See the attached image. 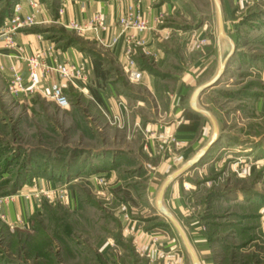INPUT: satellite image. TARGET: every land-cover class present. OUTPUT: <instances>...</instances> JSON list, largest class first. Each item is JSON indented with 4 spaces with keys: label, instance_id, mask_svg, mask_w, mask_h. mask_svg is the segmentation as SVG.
I'll return each instance as SVG.
<instances>
[{
    "label": "rangeland",
    "instance_id": "rangeland-1",
    "mask_svg": "<svg viewBox=\"0 0 264 264\" xmlns=\"http://www.w3.org/2000/svg\"><path fill=\"white\" fill-rule=\"evenodd\" d=\"M58 1L28 0L31 5L44 3L53 10ZM178 1L181 10L166 24L174 23L179 29L172 30L170 36L161 41L169 51L162 69L177 71L174 66L180 65L179 57H182L184 67L191 70L197 68L192 72L195 83L186 94L185 103L189 101V105V95L205 80L209 81L219 73L216 83L195 98L196 106L211 115L218 136L206 154L190 169L184 170L190 160L186 162L181 158L170 166L153 192L146 191L143 177L136 179L138 188H132L125 181L110 195V185L113 184L104 185L103 179L97 180L98 188L85 176L73 180L67 187L74 190L81 200V208L74 215L69 213L71 220L75 221V236L77 241L84 243L83 246L92 250L107 239L104 246L107 244L109 249L105 255L110 260L117 259L119 254L113 240H110L111 234L117 233L120 227L126 235H130L132 231L126 227L125 219L139 217L151 210L166 179L175 176L173 183L169 184L168 180L165 184L163 194L169 196L172 184L178 185L180 205L174 203L175 207H171L170 201L166 204L169 207L167 212L184 231L199 264H264V0H217L218 14L215 0ZM16 4L20 13L21 6L17 0H0V25L6 16L12 14ZM53 30L52 36H67L57 26ZM203 54L206 61L193 67V56ZM204 66L207 68L202 75ZM4 98H0V119L4 122L0 123V147L5 149L1 152L4 161L0 162V192H10L8 195L20 192L34 195L22 188L32 177L29 180L20 175L25 170L24 162L32 156L43 161L48 159L47 153L55 156L56 149L68 150L71 156L75 148V151H96L112 145L121 147L124 143L135 148L145 140L144 134L147 137L151 134L146 130H143L144 134L139 131V140L134 141L138 145L133 140H122L123 115V125L119 127L110 121L111 115L105 117L94 103L89 105L79 100L78 105L69 98L68 110L50 102L37 103L34 105L36 115L27 106L13 105L9 97L4 95ZM81 119L83 122H80ZM201 120L202 124L194 134V137L200 138L194 154L204 148L212 137L211 120L207 115ZM167 121L164 118L162 125ZM165 129L161 127L160 131L154 132V142L158 144L166 139L176 145L175 137ZM111 137H116L117 142L116 139L111 142ZM48 192L55 190H40L36 197L45 196ZM119 193L124 198L120 199ZM94 200L101 209L93 204ZM58 210L61 215L63 209ZM164 216L163 220L167 221L176 241L186 252L188 263L193 264L179 231ZM39 221L44 230L51 222L46 212ZM17 231L18 234L15 229L10 230L0 224V254L14 259V264H37L40 259L34 258L32 253L25 254L26 248L21 244L24 239L31 242L30 230ZM14 235L19 240L17 246L11 243ZM17 249L19 253H16ZM50 249L53 250V247ZM88 256L92 260L88 264H96L94 254ZM59 260L63 264H87L83 263L80 255L70 260L69 255L62 253ZM44 262L55 264L48 260Z\"/></svg>",
    "mask_w": 264,
    "mask_h": 264
},
{
    "label": "crops",
    "instance_id": "crops-1",
    "mask_svg": "<svg viewBox=\"0 0 264 264\" xmlns=\"http://www.w3.org/2000/svg\"><path fill=\"white\" fill-rule=\"evenodd\" d=\"M17 2L21 6L20 15H33L37 23L16 32L13 36L15 44L12 47L6 48L3 42H0V98L5 99V95L10 98V103L13 102V105L27 106L37 115L34 107L37 103L41 105L45 104L44 102H50L55 105L49 97V83L58 78L52 73L46 74L40 71L36 84L38 90H31L32 84L27 77L24 58L39 54L40 59L47 65H53L56 59L72 64L80 63L86 69V81L76 80L73 84L64 80L59 81L68 100L70 98L77 104L79 100L89 105L94 103L105 117L107 114L120 112L125 120L121 131L122 140H133L132 142L137 144L134 141L139 140L137 135L139 131L143 133V130H146L151 134L147 137L143 133L146 136L145 140H142L135 148L123 142L124 145L121 147L112 145L103 150H81L80 165L76 166L74 172L65 173L57 179L33 175L32 180L22 188L34 195L29 193L27 196L24 192H20L21 195L20 193L11 194L5 197L0 195L1 224L10 230L19 229L25 232L30 230V234L35 235L36 226L40 223L46 204L51 210L63 209L62 214L68 223V226L63 229L64 235L69 239L68 249L77 252V256L80 255L83 258V263L88 264L92 261L88 256L92 253L96 264L100 262L105 264H189L186 252L176 241L175 234L170 230L167 221L163 220L165 214L158 209L156 200L155 206L147 210V213L125 219L126 227L132 231L130 235H126L120 227L115 234L109 232L110 240H113L118 250L117 259L110 260L106 257L105 252L109 248L107 244L104 246V243L107 239L95 250L83 246L84 243L76 239L75 221L71 220L69 214L74 215L81 208V200L74 190L67 187L73 180L83 178L82 176H85L84 178L94 186L98 184L97 180L103 179L104 185L113 184L110 185L112 189L109 192L110 195L125 181L132 188H138L136 179L143 177L146 182L144 184L146 191L153 192L170 166H173L180 158L188 162L202 149L193 153L200 141V138L194 137V134L202 124L201 117L200 125L196 130L178 129L180 124L189 126L195 120L190 115L192 110L189 101L187 104L185 102L186 94L195 83L192 72L197 68L191 70L189 67H184L182 57H179L180 65L174 66L177 71L162 69L166 63V52L169 51L165 49L161 41L167 39L172 30L179 29L174 23L166 24L181 10L179 1L59 0L54 10L44 3L34 6L29 4L28 0H17ZM129 7L138 8L141 17L146 21L145 29L135 30L120 24L119 18L127 12ZM97 15L100 16L101 26L94 19ZM73 22L82 26L89 24V26L84 31L78 32L70 29ZM90 23L94 27L90 26ZM56 26L61 28L67 36H52L51 32ZM187 51L186 53H189ZM94 53L99 56L101 67L105 70L104 78L97 77L94 73L92 64ZM217 56L219 58V50ZM193 57V67L206 61L204 54ZM128 59H132L136 68L141 71V78L137 82H130L124 71L123 66ZM10 67L20 72L25 87L28 88L25 93L16 97L11 96L7 88L11 75ZM206 68L207 66L203 67L202 75ZM123 103H125L124 108ZM101 113L99 115H102ZM164 118L168 121L162 125ZM208 119L211 120L213 135V128L216 125L210 117ZM80 122L83 120L81 119ZM0 123H4L2 119ZM161 127L171 132L180 147L166 139L162 141L163 144L154 142L151 135L155 136L154 132L160 131ZM115 139L110 138L111 142H115ZM173 178L169 180V184L173 183ZM1 184L2 173H0V190ZM44 189L55 190V195H50V192L45 193V196L36 197L37 192ZM61 190L68 195L69 204L58 199L56 194ZM169 190V196L162 194L161 197L167 211L169 207L166 204L171 201V207H175L174 203L180 205L181 199L178 185L172 184ZM118 195L120 199L124 198L121 193ZM146 196L150 199L148 194ZM93 204L101 209L97 201L94 200ZM48 215L46 213L50 222ZM47 225L46 232L51 241L50 247H53L55 253L60 255L63 251L62 244L51 222ZM69 256L70 260L77 257L71 253ZM59 263L63 264V262Z\"/></svg>",
    "mask_w": 264,
    "mask_h": 264
},
{
    "label": "built area",
    "instance_id": "built-area-1",
    "mask_svg": "<svg viewBox=\"0 0 264 264\" xmlns=\"http://www.w3.org/2000/svg\"><path fill=\"white\" fill-rule=\"evenodd\" d=\"M32 5L35 6V3H33ZM14 6L15 7L12 14L10 16H6L2 21L3 23L0 25V42H3V45L6 48L7 46L12 47L15 44L13 36L16 32L25 27H29L37 23L36 21H34L33 15L21 16L19 13L18 5L16 4ZM94 19L97 21V24L101 26L100 16L97 15ZM119 19L120 24L122 23L124 27H131L135 30H142L146 28V21L144 18L141 17L140 13L138 12V8L129 7L127 12L123 14ZM88 26H82L77 22H73L70 25V29H75L78 32H82L86 28H88ZM90 26L94 27L91 23ZM40 58L41 56L39 54L31 55L24 58L27 77L30 83L32 84L31 90H38L36 84L38 82L37 76L40 71L46 74H54L58 78V80H54L49 83V97L57 107L64 110H68L70 107V102L68 100L67 95L64 93L59 81L64 80L71 84H73L76 80L86 81V69H84V66L80 63L72 64L65 61H59L57 59L53 65H47ZM123 68L130 82L139 81L142 74L141 71L136 68V65L132 59H128ZM10 71L11 75L7 88L11 96L16 97L22 93H25L28 88L25 87L23 77L19 71H17L14 67H10ZM110 117V121L112 123H115L117 124V126L122 127L123 123L121 119L123 117L121 116V113L112 114ZM151 136L155 138L153 134ZM158 137H160V135ZM175 143L177 144V141ZM54 194V192L50 193V195ZM56 195L60 199V201H63L65 204H69L68 195L66 194V192L61 190Z\"/></svg>",
    "mask_w": 264,
    "mask_h": 264
},
{
    "label": "trees",
    "instance_id": "trees-1",
    "mask_svg": "<svg viewBox=\"0 0 264 264\" xmlns=\"http://www.w3.org/2000/svg\"><path fill=\"white\" fill-rule=\"evenodd\" d=\"M5 17V16H4ZM2 17V18H4ZM70 42H72L70 40ZM92 64H93V69L94 73L97 77L104 78L105 76V70L102 69L101 67V62L100 58L97 54H93V59H92ZM190 115L195 118L194 123L190 124L189 126L180 124L178 126V129L180 130H196L199 125L200 121L199 118L202 117L200 114L191 111ZM76 149V148H75ZM71 152V156H69L68 150L66 152L62 151V149H56V155L52 156L49 153L48 154V159H44L43 161L36 160L33 158H30L29 160H26L24 162L25 164V170L20 173L21 177L23 179L32 177L33 175H40V176H47L49 178H59L61 175L69 172H74L76 166H79L81 163V160L79 158V154L81 151H75ZM5 149L3 147H0V162L4 161L1 152H4ZM66 156V157H65ZM69 156V157H68ZM6 160V159H5ZM24 167V166H22ZM28 180V181H29ZM19 186L16 187V190L18 189ZM15 190V189H14ZM8 193H3L2 191L0 192L1 196L8 195ZM61 209V208H60ZM44 212L48 213V217L51 219V224L53 225V228L55 232L57 233V238L60 240L62 244V253H65L66 255H74V257L77 256V252L71 251V249H68V244L67 242L69 241L68 236L64 235L63 229L64 227L68 226L67 220L64 217V215H60V212L58 209L56 210H51L48 205H44ZM1 224V222H0ZM3 225V224H2ZM6 228V226L4 225ZM18 234V231L15 230ZM26 238L28 237L27 235ZM31 242H28L27 239H24L21 241V244L23 245L25 251V254L29 255L30 253L34 254V258L40 259L37 261V264H44L46 260H48L49 263H55V264H60L61 260H59L60 255L56 254L53 252V250L50 249V238L49 235L47 234L46 230L42 227L41 223H39L36 226V233L35 235H31ZM14 240V241H13ZM13 241V242H12ZM11 243L15 244V246L19 245V240L17 241V235L12 236ZM70 250V253H69ZM16 251V250H15ZM1 252V251H0ZM16 253H19L18 249ZM53 253V254H52ZM70 257V256H69ZM15 261L14 259L11 260V258H6L5 256H2L0 254V264H14ZM100 264H105L103 262H100Z\"/></svg>",
    "mask_w": 264,
    "mask_h": 264
},
{
    "label": "water",
    "instance_id": "water-1",
    "mask_svg": "<svg viewBox=\"0 0 264 264\" xmlns=\"http://www.w3.org/2000/svg\"><path fill=\"white\" fill-rule=\"evenodd\" d=\"M216 2V9H217V14H218V5H217V0H215ZM218 16V15H217ZM219 27L221 28V23L219 21ZM220 67H222L220 65ZM219 77V73L217 72L216 75L210 79L209 81H206L203 85L199 86L198 88H196L193 93L190 96V107L191 110L198 113V114H202V115H207L208 117H211V115L208 114V112L205 110H202L200 108H198L196 106V97L202 93L204 91V89L214 85V83H216L217 79ZM213 135L211 137V139L206 143V145L204 146V148H202L193 158L190 159V161L188 162V164L186 165V167L184 168V170L186 169H190V167L194 166V163L197 162L200 158H202L206 152L211 148V145L215 142L216 138H217V131H216V127L213 128ZM170 178H172V176H170L169 178L166 179V182L164 183L163 187L160 188V191L158 193L157 196V207L158 209L162 212V214H165L169 220L172 222V224L175 226V228L179 231V234L181 236V240L183 242V245L186 247L187 252L189 254L190 260L193 264H199L198 259H197V255L194 251V248L190 245L184 231L180 228V226L178 225L177 220L175 221L174 218L171 216V214H169L167 212V210L164 208V206L162 205V194L164 191V186L165 184L168 182V180H170Z\"/></svg>",
    "mask_w": 264,
    "mask_h": 264
},
{
    "label": "bare ground",
    "instance_id": "bare-ground-1",
    "mask_svg": "<svg viewBox=\"0 0 264 264\" xmlns=\"http://www.w3.org/2000/svg\"><path fill=\"white\" fill-rule=\"evenodd\" d=\"M220 63H221V62H220ZM221 64H222V63H221ZM221 64H220V65H221ZM221 66H222V65H221Z\"/></svg>",
    "mask_w": 264,
    "mask_h": 264
}]
</instances>
